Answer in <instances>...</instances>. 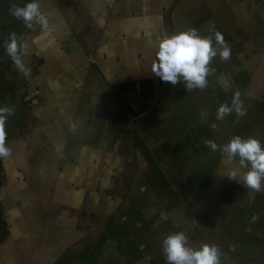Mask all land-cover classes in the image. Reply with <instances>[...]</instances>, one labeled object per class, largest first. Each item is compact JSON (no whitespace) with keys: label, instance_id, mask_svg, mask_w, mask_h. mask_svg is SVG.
<instances>
[{"label":"crops","instance_id":"crops-1","mask_svg":"<svg viewBox=\"0 0 264 264\" xmlns=\"http://www.w3.org/2000/svg\"><path fill=\"white\" fill-rule=\"evenodd\" d=\"M28 2L0 0V106L14 109L0 264H167L163 240L180 231L222 264H264V191L229 180L203 143L264 144V0H41L52 31L10 14ZM213 26L232 55L204 89L151 72L163 34ZM13 33L30 76L3 46ZM236 91L247 114L217 120Z\"/></svg>","mask_w":264,"mask_h":264},{"label":"clouds","instance_id":"clouds-1","mask_svg":"<svg viewBox=\"0 0 264 264\" xmlns=\"http://www.w3.org/2000/svg\"><path fill=\"white\" fill-rule=\"evenodd\" d=\"M10 14L21 20L26 27L34 29L40 26L43 30L52 31L50 14L42 10L41 0H30L20 6L13 4ZM210 35H200L196 28H189L177 34H163L159 38L156 59L151 66V72L163 82L177 85L183 81L187 90L204 89L208 77L213 73V60L219 56L223 61L231 58L232 50L224 35L216 31L214 26ZM7 55L16 68L24 75H31V68L25 64L28 55V44L18 41L13 33L4 41ZM241 92L234 93L231 104H221L217 109L216 119L223 120L225 116L235 112L237 117L245 116L246 109L241 99ZM14 115V109L0 106V159L12 155V149L7 146L6 125L9 117ZM201 119L207 122V113H201ZM212 128L217 125L213 123ZM203 143L213 152L219 151L228 165L226 176L237 181L246 189L255 192L264 191V144L254 137L234 136L223 145L213 140ZM162 250L167 264H222L224 256L216 244H202L199 248L190 245L188 236L183 232H174L163 240ZM235 251V245L231 246Z\"/></svg>","mask_w":264,"mask_h":264}]
</instances>
